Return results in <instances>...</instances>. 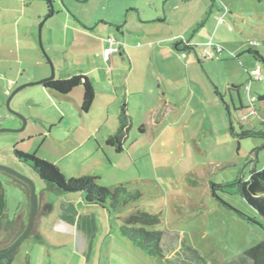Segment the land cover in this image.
I'll list each match as a JSON object with an SVG mask.
<instances>
[{"label": "rangeland", "instance_id": "374dc122", "mask_svg": "<svg viewBox=\"0 0 264 264\" xmlns=\"http://www.w3.org/2000/svg\"><path fill=\"white\" fill-rule=\"evenodd\" d=\"M47 1L52 2L55 16L47 21L46 30H55L57 43L61 39L58 32H62L68 16L72 21L78 19L91 28L102 20L122 26L127 16H131V7L138 8L142 14L156 10L162 13L168 8L170 19H176L177 24L193 12L202 18L200 24L207 26L198 34L188 31L185 24L174 30L182 40L201 42L189 55L193 86H183L182 91L185 95L194 93L188 111L176 117L175 124L155 131L152 141L148 136L141 139L139 129L142 123L134 119L138 117L130 115L132 128L127 147L138 140L142 145L147 144L150 152L149 156L131 165L130 173L111 167L105 158L108 166L99 171L102 177L97 181L98 186L112 189L125 184L130 190L143 193L141 200L119 210H112L109 205L105 208L87 206L79 194L57 196L45 189L32 169L17 162L13 154L15 148L30 154L38 152V156L53 162L58 147L46 144L40 148L39 140L27 139L33 131L26 115L29 111L37 115L46 106L24 107L27 103L30 105V100L36 96L35 91L41 86L26 88L14 97L10 103L11 111L21 115L27 126L20 133H0V165L32 180L43 206L51 205L53 210L45 213L43 207L40 208L36 223L43 229L35 231L34 228L14 255L12 264H252L245 252L264 242V219L236 190L219 193L227 206L221 203L212 195L211 184L234 183L249 178L252 170L264 168V141L257 136L240 140L243 132L264 134V101H258V96L264 94V62L260 58L257 61L256 55L258 52L264 60V0H192L186 7L181 5L183 0H0V6L15 8L18 12L12 14L15 19L19 18L16 35L12 27L0 28V49L3 44L7 46L0 51V112L13 119L0 121L3 126L0 129L22 128L21 119L13 116L6 104L18 87L33 83H22L28 74L23 77L19 74L23 68L30 71L34 66L39 67L33 58V49L38 48L41 61L49 64L50 59L56 69L55 49L60 47L53 46V42L47 45L44 27V51L38 39L40 24L48 13L38 23L37 40L30 43L23 32L28 19L43 15L49 8ZM137 14L133 19L138 18ZM220 20L224 23L219 24ZM4 21L0 13L1 27ZM67 40H72L70 34ZM79 40L85 46V51L78 52L82 63L99 60L110 63L104 57L105 49L99 55L89 51L92 48L88 44L94 45L91 38ZM218 48L222 49L220 54L214 52ZM206 52L212 57H207ZM180 62H186L185 57L177 60L178 66ZM49 68L52 75L50 65ZM5 70H11V73L5 74ZM259 70L261 76L258 78L256 72ZM10 80L16 83L12 88L8 86ZM21 108L26 115L20 112ZM79 116L85 117L80 112ZM243 116H246L244 121ZM230 122L235 133L230 129ZM145 126L149 130L148 125ZM66 163L67 169L66 165L60 166L68 181L70 174L85 169L75 157ZM0 179L7 201L6 216L0 225L2 249L26 224L24 217L27 216L29 197L4 173L0 172ZM120 179L121 182L117 181ZM136 211L161 214V224L147 230L164 233V258L149 257L122 235V218ZM15 220L18 221L15 230L5 231L6 223Z\"/></svg>", "mask_w": 264, "mask_h": 264}, {"label": "crops", "instance_id": "0c3cea01", "mask_svg": "<svg viewBox=\"0 0 264 264\" xmlns=\"http://www.w3.org/2000/svg\"><path fill=\"white\" fill-rule=\"evenodd\" d=\"M191 2L192 0H183L181 5L186 7ZM164 9L162 13L156 10L151 14H142L138 8L131 7L129 8V11L132 12L131 16H127L126 22L122 26L115 25L111 21L102 20L95 28L81 24L78 19H75L77 22L72 21L68 16L65 19L64 28L61 29L62 32H58L61 36L59 43H57L55 30L52 28L46 30L47 21L54 17L55 13L45 22L43 33L48 36L47 45L50 46V43L53 42V46L60 47L59 50L55 49L57 51L56 57H54L55 79L67 80L74 76L87 77L95 88L96 97L89 113L83 114L85 115L83 118L81 116L78 118V113L82 114L83 87L74 89L66 97L55 95L47 90L44 85L35 91V98H32L33 101L30 100V105L27 103L24 108L31 107V105L33 107H46L44 110H39L37 115H33L30 111L26 115L23 112L24 108H21L20 112L26 115L29 121L28 126H31L33 131L32 134L27 136V139L39 140L40 148L46 144L58 147L53 162L38 156V152H33L38 158L56 165L63 171L60 165H66L65 169H67L68 164L66 161L75 157L85 169L75 172L78 174H70L71 178L91 175L99 180L102 177L99 171L105 170L108 166L106 160L109 161L111 167H119L124 172L128 170L130 173L131 165L149 156L150 152L149 146L140 144L138 140L128 147L126 143L124 151L120 154L114 148L108 146L107 139L115 134L118 129L121 107L126 104L129 114L139 118L134 119L140 120L142 123L139 129L142 135L141 139L148 136L150 141L154 139L153 133L155 131L164 129L166 125L175 124V118L188 111L191 107L190 99L194 93L191 92L189 95H185L182 94V91L184 90L183 86H193L194 80L190 75L192 64L189 55L196 50L197 45H200L201 42L199 40H197L198 42L182 40L180 35L174 34V30L185 24L188 31L198 34L206 28L207 24L205 26L204 23L200 24L202 18L199 15H194L193 12L184 16L177 24L176 19H170L171 15L168 8ZM17 12L11 5L0 6V13L3 14L5 19L2 27L0 23V28L6 30V28L12 27L15 29L16 35L19 18L15 19L14 14ZM136 12L138 18L133 19ZM22 13H24V9H22ZM47 13L48 16L51 13L50 5L43 15L32 16L24 24L23 32L30 43L37 40L38 23ZM55 29L57 28L55 27ZM68 34L72 37L69 42L67 40ZM110 36H114L122 46H120L121 49L118 54L107 59L110 60L109 64L104 61L103 63L102 60L88 61V63L81 62L78 52L85 51V46H82L80 38H91L94 45H91L93 43L88 44L93 49L90 48L89 51H94L99 55L103 49L108 48L106 46ZM2 47L0 51L5 50L7 46L3 44ZM37 50L38 48L33 49V58L36 59L39 67L35 68L34 66L30 71H28V68H23L19 72L22 75L20 77H23V74H28V76L22 83H37L50 78L49 64L41 61ZM72 51L76 52L72 53ZM183 57H185L186 62H180V66H178L177 60L181 61ZM5 71V74L11 73L9 72L11 70ZM15 84L13 80L8 82L9 88L14 87ZM7 120L13 119L0 112V121L5 122ZM145 125H148L149 130L145 129ZM36 126L39 127L38 130ZM74 171L71 172L74 173ZM26 175L28 174L26 173ZM31 178L34 179L33 176ZM117 181L121 182L122 180ZM81 199L83 200L82 197ZM44 206L40 200L39 210ZM28 215L29 208L27 216L24 217L26 224ZM38 226L36 223L35 231L43 229L40 227L41 224Z\"/></svg>", "mask_w": 264, "mask_h": 264}, {"label": "trees", "instance_id": "16d2710c", "mask_svg": "<svg viewBox=\"0 0 264 264\" xmlns=\"http://www.w3.org/2000/svg\"><path fill=\"white\" fill-rule=\"evenodd\" d=\"M256 55L257 61H260L261 59V61L264 62L262 56L258 52H256ZM44 87L60 97H66L74 89L83 87L84 98L81 105L82 114L89 113L96 97L93 84L87 77L84 76H74L67 80L54 79L45 83ZM258 101H264V94L258 96ZM229 116L231 119L230 113ZM118 121V129L115 134L109 136L107 139V144L108 146L114 148L118 154H120L124 151V145L132 128V119L126 104L121 107ZM230 124L231 131L235 133L234 126L231 122ZM254 136H257L264 141V134L256 132H243L240 136V140L252 138ZM13 154L18 163L29 167L33 170V172H35V174H37V176L45 185L46 190L53 192L57 196L79 194L87 206H100L105 208L107 205H109L112 210H119L127 206L129 203L141 200L143 197V193L141 191L130 190L125 184H120L119 186L112 189L100 187L97 184L98 178L95 176L70 178L68 181L56 165L38 158L36 154L21 152L16 148L13 150ZM4 174L10 178L12 183L23 189L29 197V189L24 183L18 181L6 173ZM227 189L236 190L237 194L242 197L252 208H254L264 219V168L262 170L254 169L250 173L249 178H241L234 183H228L224 186L211 184L212 195L220 200L223 204L225 203L220 199L218 194L226 193ZM6 209L7 201L3 189V182L0 179V225L5 219ZM43 210L45 213H51L53 209L51 205H45ZM161 222L162 219L160 213L151 214L147 212L136 211L131 215L122 218L120 231L125 238L130 240L136 247L142 250L149 257L164 258L165 253L162 247L164 233L161 231L147 230L148 227L160 225ZM17 223L18 221L16 220L8 221L6 223L5 231H14L17 227ZM25 227L26 224L22 225L20 227L21 230H19L16 238L8 246L2 249L0 248V251L7 249L21 235ZM37 238L40 239L42 237L38 235ZM245 256L252 262V264H264V242H261L256 247L246 251ZM13 261L14 256L1 261L0 264H12Z\"/></svg>", "mask_w": 264, "mask_h": 264}, {"label": "water", "instance_id": "95a60500", "mask_svg": "<svg viewBox=\"0 0 264 264\" xmlns=\"http://www.w3.org/2000/svg\"><path fill=\"white\" fill-rule=\"evenodd\" d=\"M47 2L50 5L51 13H50V15L48 17H46L43 20V22L40 24V27H39V41H40L41 49L43 51H44V48H43V45H42V29H43V26H44L45 22L50 17H52L54 15V9H53V6H52V2L51 1H47ZM48 62H49V65L51 66V69H52V75H51L50 78L42 80V81H39L37 83H30V84H26V85H23V86L19 87L18 89H16L12 93V95L10 96V98L7 101V104H6L7 109L10 111V113L13 116L18 117V118L21 119L22 128L19 129V130L0 129V133H5V132H8V133H20V132L25 130V128L27 126V121L21 115L11 111L10 103H11L13 97L18 92L23 90L24 88L32 87V86H42L45 83L50 82V81L55 79V70H54L53 63L51 62L50 59H48ZM0 172L6 173V174L12 176L13 178H15L18 181L24 183L28 187V189H29V204H30L28 221H27L26 227H25L24 231L21 233V235L7 249H5L3 251H0V262H1V261H4V260H6V259H8L10 257H13L18 252V250H19L20 246L22 245V243L27 238H29L31 236V234H32V232H33V230L35 228L36 219H37V215H38V212H39L40 198H39V195L37 193L35 183L32 180H30L29 178L21 175L20 173L14 171V170H12V169H10L8 167L1 166V165H0Z\"/></svg>", "mask_w": 264, "mask_h": 264}, {"label": "built area", "instance_id": "2783aa9c", "mask_svg": "<svg viewBox=\"0 0 264 264\" xmlns=\"http://www.w3.org/2000/svg\"><path fill=\"white\" fill-rule=\"evenodd\" d=\"M224 21L220 20L219 24H223ZM109 47L104 50V57L105 59L112 58L115 54H118L120 52V49L122 46L120 43L116 41L114 37L108 38ZM222 52L221 48L215 49L216 54H220ZM207 57H212L208 52L205 53ZM256 76L259 78L261 76V71L256 72ZM243 120L246 119V116L242 117Z\"/></svg>", "mask_w": 264, "mask_h": 264}]
</instances>
